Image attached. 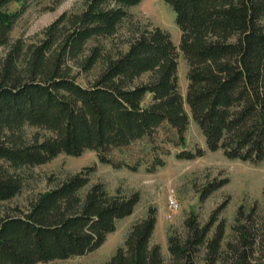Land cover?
Instances as JSON below:
<instances>
[{
  "label": "trees",
  "instance_id": "1",
  "mask_svg": "<svg viewBox=\"0 0 264 264\" xmlns=\"http://www.w3.org/2000/svg\"><path fill=\"white\" fill-rule=\"evenodd\" d=\"M26 1L0 0V47L6 46L0 57V160L8 162L0 161V202L22 185V177L8 166L43 163L60 152L75 155L84 149H93L102 163L128 165L114 159L112 149L149 136L162 123L183 142L189 120L184 103L207 149L251 163L264 158V0H164L174 12L177 46L188 66L184 96L176 47L163 29L145 27L115 56L98 43L116 33L128 7L140 0H83L80 11L57 16L34 43L25 45L19 38L9 43ZM11 2L21 7L8 10ZM99 61L96 75L84 84L76 80ZM24 124L50 133L25 140ZM201 153L197 147L175 156ZM92 168L82 166L38 191L26 207L0 213V264H36L93 250L132 211L138 193L111 192L98 180L88 184ZM222 183L204 184L201 198ZM225 203L202 223L191 211L182 239L168 234L174 260L194 264L203 246L206 264H264V206L258 213L255 202L237 205L226 236L225 220L217 216ZM155 220L148 209L100 264H162L160 246L149 243Z\"/></svg>",
  "mask_w": 264,
  "mask_h": 264
},
{
  "label": "rangeland",
  "instance_id": "2",
  "mask_svg": "<svg viewBox=\"0 0 264 264\" xmlns=\"http://www.w3.org/2000/svg\"><path fill=\"white\" fill-rule=\"evenodd\" d=\"M82 6L83 0H27L22 7L16 2H11L7 9L21 7V13L11 26L8 42L19 38L25 45L34 43L41 37L43 29L57 16L80 11ZM127 11L128 17L120 23L116 33L101 38L98 43L102 44L106 54L115 56L117 52L127 47V40H130L131 36L145 27L163 29L176 47L177 82L179 91L184 96L188 66L177 46L179 31L171 7L164 0H140L128 7ZM262 18L264 26V15ZM5 50L6 46L0 47V57ZM100 68L99 61L86 74L80 73L76 80L84 84L87 79L96 75ZM76 69V66L72 65V70ZM184 109L189 115L183 132L184 141L181 142L177 138L171 126L162 123L149 136L136 138L127 145L112 149V157L122 159L128 165L114 167L110 163H102L96 158L93 149H84L75 155L60 152L43 163L23 164L16 168L8 166L10 171L17 172L22 177V185L17 194L0 202V213L4 210L11 211L12 206L26 207L28 201L38 191L53 186L82 166H93L88 173V184L98 180L111 192L119 190L126 194L138 193L132 211L119 218L114 229L108 231L105 239L93 250L64 258H52L36 264H100L108 259L116 246L123 243L130 224L141 218L150 208L154 210L156 220L149 243H157L160 246L162 264H184L172 258L167 250L166 240L170 233L180 239L184 237L187 232L184 220L191 211L194 212L196 220L202 223L209 217L214 207L225 201L217 216L225 220L226 236L230 232L229 225L237 205L242 202L246 205L255 202L256 212H262L264 158L251 163L247 160L229 158L222 154L220 149H207L200 128L191 119L186 103ZM20 131L25 140H30L33 135L44 136L50 133L49 130L32 124L22 125ZM197 147L202 149V153L193 158L175 156L180 149L194 152ZM0 161L8 165V162ZM213 179H223L222 185L201 198V188ZM169 192H172L178 201V207L173 211H170L166 204ZM203 253L204 248L201 246L193 257L194 264H206Z\"/></svg>",
  "mask_w": 264,
  "mask_h": 264
},
{
  "label": "built area",
  "instance_id": "3",
  "mask_svg": "<svg viewBox=\"0 0 264 264\" xmlns=\"http://www.w3.org/2000/svg\"><path fill=\"white\" fill-rule=\"evenodd\" d=\"M166 204H167V208L170 211H173V210L177 209V207H178V201L176 200V198H175V196L173 195L172 192H169L167 194Z\"/></svg>",
  "mask_w": 264,
  "mask_h": 264
}]
</instances>
